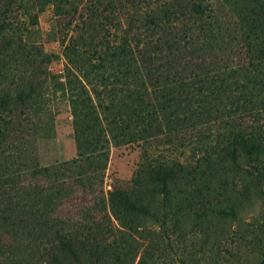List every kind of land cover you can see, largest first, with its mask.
Returning <instances> with one entry per match:
<instances>
[{"label": "rangeland", "instance_id": "1", "mask_svg": "<svg viewBox=\"0 0 264 264\" xmlns=\"http://www.w3.org/2000/svg\"><path fill=\"white\" fill-rule=\"evenodd\" d=\"M170 1L117 0L116 14L121 15L122 32L131 37L133 30L134 46L135 37L143 40L139 46L144 48L148 41L158 38L152 31H157L159 25L145 23L144 19L148 12L158 11ZM242 1L207 0L212 3L213 21L219 24L217 37L222 38V47L238 69L234 78L239 82V90L233 91L242 109L236 108V102L233 104L232 119L235 121H225L224 110L210 122L193 125L184 119L199 104L192 80L151 87L144 102L120 93L121 104L119 100L110 101L105 93L108 99L103 100L104 108L99 106L101 120L93 126L95 132L81 137L91 148L82 155L87 160L86 171L89 172L77 175L75 171L74 177L67 175L66 186L72 192L66 195L58 183L62 192L45 207L47 214L61 219L64 227L79 234H95L98 240L124 248L127 254H122L125 261L121 264H139L146 253L145 246H148V253L144 254L147 264L155 261L156 264H181L182 258L188 264L260 262L253 238L259 229H264V187L222 154L236 135L244 133L257 136L264 151V74L255 66L246 67L250 61L248 47L255 51L261 63L264 62V53L258 52L264 43V4L253 0L254 14L258 15L252 19L243 11ZM23 2L27 9L22 7L20 15L28 18V10L37 15L38 22L33 28L39 30L38 40L46 50L57 54L50 63L51 70L54 73L70 71L76 86L81 85L77 80L84 70L72 69L66 52L69 36L65 32L70 35L75 22L65 29L60 22L68 18L56 15L53 4L42 6L37 0ZM115 21L112 25L114 38L117 36L115 26L119 24ZM217 37L212 38V44L217 42ZM121 69L123 71L114 69L111 64L102 68L96 66V69L85 71L91 76L87 81L83 78V82L87 89L96 86L110 91L115 81L128 76L124 86L129 93L131 77L137 80L143 70L137 62L132 63L130 69ZM211 92L212 97L222 98L217 92ZM60 94L59 90L56 96L50 97L51 113L39 112L45 120H39L37 142L42 165L57 164L78 154L72 107L69 98ZM36 106L40 109L44 104L39 100ZM251 123L254 125L249 126ZM102 142L108 149L106 164L100 151L94 149ZM208 158L219 167L218 174L210 172ZM222 159L226 161L223 163ZM239 163L252 170L255 165L264 166V152L261 161L240 157ZM158 164H177L183 168L169 182L167 196L158 192L156 183L145 174L144 169ZM53 184L46 183L45 187ZM115 186L132 190L135 198L145 205L144 211L116 217L109 200V191ZM126 224H136L137 230Z\"/></svg>", "mask_w": 264, "mask_h": 264}, {"label": "trees", "instance_id": "2", "mask_svg": "<svg viewBox=\"0 0 264 264\" xmlns=\"http://www.w3.org/2000/svg\"><path fill=\"white\" fill-rule=\"evenodd\" d=\"M37 1L42 6L53 4L56 15L68 18L60 22L65 29L66 25L75 22L73 32L70 35L65 32L69 36L67 58L72 69L84 72L78 76L77 82L81 85L77 86L70 71L54 73L50 63L57 54L46 50L38 40L39 30L33 28L38 22L37 15L31 10H28V18L20 15L22 7L27 9L23 0H0V264H121L127 254L124 248L98 240L95 234H79L64 227L61 219L47 214L45 208L59 197L62 188L66 195L72 192L66 186L67 175L74 177L75 171L77 175L89 172L86 171L87 160L82 155L91 148L81 137L95 132L93 126L101 120L99 106L104 108L103 100L108 99L107 95L110 101L119 100L121 104L120 93L144 102L151 87L192 80L199 104L183 118L195 125L210 122L220 110H224L223 117L227 118L224 120L232 122L235 121L232 119L233 104L236 102V108L242 109L233 91L235 88L239 90V82L234 78L238 69L222 47V38L217 37L219 24L213 21L212 3L207 0H172L162 5L159 12L156 9L148 12L144 22L159 26L157 31H152L158 38L148 41L145 48L139 46L143 44L139 36L135 37L134 46L133 30L131 37L122 32V18L116 14L117 0ZM260 1L264 4V0ZM241 5L246 15L252 19L257 17L253 0H243ZM115 20L119 21L115 26L116 38L112 31ZM119 26L121 28H117ZM214 36L218 40L212 44ZM263 44L258 48L260 53H264ZM251 49L247 48L250 61L246 67L255 66L264 74V62L261 63ZM134 62L140 64L143 73L137 80L131 77L129 93L124 86L128 76L115 81L110 91L96 86L87 89L83 82L91 76L85 71L96 69V66L102 68L111 64L114 69L123 71L121 68L130 69ZM59 90L60 95L69 98L72 107L78 154L57 164L42 165L37 142L39 120L44 118L39 112L51 113L50 97L56 96ZM211 91L222 98L212 97ZM39 100L44 104L41 110L36 106ZM261 144L257 136L236 135L222 154L231 164L249 172L250 178L263 188L264 166L255 165L252 170L239 163L240 157L261 161L264 152ZM94 149L100 151L106 164L107 145L102 142ZM226 159L221 161L224 163ZM208 162L210 172L218 174L219 167L215 162L210 158ZM182 169L177 164H158L144 170L156 183L158 192L167 196L169 182ZM46 183L54 184L45 187ZM109 200L116 217L123 213L135 215L145 209L132 190L121 186L109 191ZM131 220L135 221L134 217ZM126 226L137 230L136 224ZM253 242L255 254L260 257L259 264H264V229L258 230ZM144 249L147 254L148 246ZM144 254L139 264H147ZM181 264H188V261L182 258Z\"/></svg>", "mask_w": 264, "mask_h": 264}]
</instances>
